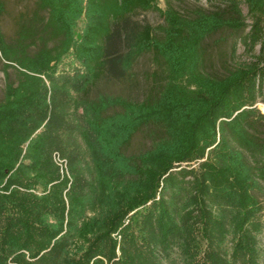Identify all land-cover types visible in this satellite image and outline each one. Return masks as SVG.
<instances>
[{"label":"trees","instance_id":"1","mask_svg":"<svg viewBox=\"0 0 264 264\" xmlns=\"http://www.w3.org/2000/svg\"><path fill=\"white\" fill-rule=\"evenodd\" d=\"M163 1L0 0V264H264V0Z\"/></svg>","mask_w":264,"mask_h":264},{"label":"rangeland","instance_id":"2","mask_svg":"<svg viewBox=\"0 0 264 264\" xmlns=\"http://www.w3.org/2000/svg\"><path fill=\"white\" fill-rule=\"evenodd\" d=\"M191 2H194V0H192ZM159 6L160 7H164V1L163 0H159ZM141 18L144 17L145 19H147L150 23L152 24H158L161 22L160 17L158 16L157 13L155 12H145L143 14H141L140 16ZM3 28L4 31L6 33H10L12 30V24L11 21L9 19H5L4 23H3ZM3 86H4V72L1 69V63H0V98L2 96L3 93ZM258 107L261 109L262 112H264V102H258ZM53 157L55 159V161L63 168H65L66 166V161L60 157V155L55 152L53 154Z\"/></svg>","mask_w":264,"mask_h":264}]
</instances>
